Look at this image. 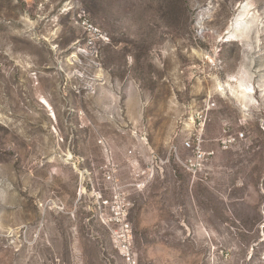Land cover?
<instances>
[{
	"label": "rangeland",
	"instance_id": "rangeland-1",
	"mask_svg": "<svg viewBox=\"0 0 264 264\" xmlns=\"http://www.w3.org/2000/svg\"><path fill=\"white\" fill-rule=\"evenodd\" d=\"M121 221L138 264H264V0H0V264H122Z\"/></svg>",
	"mask_w": 264,
	"mask_h": 264
},
{
	"label": "built area",
	"instance_id": "built-area-1",
	"mask_svg": "<svg viewBox=\"0 0 264 264\" xmlns=\"http://www.w3.org/2000/svg\"><path fill=\"white\" fill-rule=\"evenodd\" d=\"M82 28L85 30L86 39L85 47L96 54L99 53L100 47L110 41L109 35L99 28L95 23L88 18L83 17L80 21ZM203 113L198 117L199 124L202 120ZM201 125V124H200ZM228 133V129L225 130ZM244 137L243 132H237L235 135L228 134L221 143L225 149L236 146ZM205 138L203 136V129H194L189 133V136L184 138L183 146L191 150V155L180 159L177 146L171 148V152L181 161L182 165L191 173L197 174L203 169L207 159L212 156L214 150H206L204 148ZM148 172V171H147ZM151 174L146 173V178H150ZM145 182V181H144ZM118 213V211H116ZM123 226V246L121 249L122 264H138V260L132 249V235H130V224L126 221H121Z\"/></svg>",
	"mask_w": 264,
	"mask_h": 264
}]
</instances>
